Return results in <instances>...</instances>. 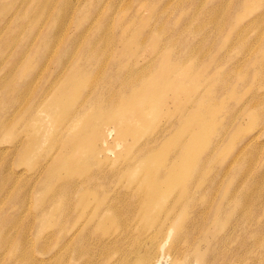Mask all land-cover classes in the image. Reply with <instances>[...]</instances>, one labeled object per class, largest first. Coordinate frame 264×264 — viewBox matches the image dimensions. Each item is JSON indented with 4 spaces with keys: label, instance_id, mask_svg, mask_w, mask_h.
Segmentation results:
<instances>
[{
    "label": "rangeland",
    "instance_id": "1",
    "mask_svg": "<svg viewBox=\"0 0 264 264\" xmlns=\"http://www.w3.org/2000/svg\"><path fill=\"white\" fill-rule=\"evenodd\" d=\"M95 2L97 0H54L53 10L49 8V13L47 11L43 17L45 19L40 18L31 26L30 19L20 16L31 9L29 16L37 12L38 0H0V43H10L0 45V182L3 181L0 183V214L3 212L0 217V235L3 234L0 236V264H25L21 263L25 259L26 264H38L37 259L45 260L42 264H83L90 258L94 262V258H98L97 264H109L118 256L117 248L111 246L104 249L111 259H103L100 252H95L97 246L85 244L84 239L80 241V254L73 255L71 247L58 252V242L61 243L63 239L76 242L71 240L76 226L73 227L70 219L63 225H50L47 222L46 225L50 226L39 228L40 216L43 210H49L51 203L47 195L51 189L46 186V178L55 157L58 158L60 153L56 147L63 142L71 143L74 136V131L65 128L66 125L57 130L52 113L43 107L50 102L54 89L64 83L73 68L79 80H85L91 78L85 72L96 68V61L104 58L107 74L114 75L118 67L112 55L121 58L119 69L123 75L120 77H135L136 73L132 74V70L137 68L139 73L147 76L143 86H148L150 79L154 78H168L170 82L186 86L183 71L193 64L195 70L201 69L202 83L200 88L196 85L194 90H189V96L195 102L202 93L211 91L219 109L215 118V136L209 139L207 149L202 150L197 158L195 156L201 172L190 178L187 184L196 199L187 211L188 221L193 226L187 228L182 222H172L170 233H164L158 239L151 236L140 244L137 261L146 264H198L196 254L206 253V264H264V0H102L105 9L92 10L93 14L89 12L87 16L91 21L85 23L80 15L89 11V5H100ZM116 3L118 7L125 6L126 11L116 8ZM178 3H185L187 10H180ZM78 6L82 7L76 11L75 7ZM109 6H113V9H109ZM165 6H170L168 11ZM194 6L199 7L200 16L191 19L193 13L190 8ZM62 10V17L55 20ZM152 12H156L155 15L159 13L156 23L159 21L164 27L157 34V55L151 53V43L148 41L136 54L138 57L133 58L130 53L123 51L125 45L122 43L127 41L123 39L121 21L134 20L133 27L138 29L137 18L140 15L148 17ZM155 15L151 19L154 20L153 24ZM203 20L204 30L194 32L196 26L203 24ZM102 22L114 27V41L108 47L107 56L90 51L93 49L91 33ZM171 39H176L174 48L168 46V40ZM182 39L186 40L179 44ZM169 51L174 53L171 61L175 66L168 71L166 66L171 62L165 54ZM102 77L106 78L105 83L113 78L102 73L93 80H101ZM93 80L89 81L91 85ZM112 84L117 85L119 82L113 79ZM93 86L96 89L99 87ZM155 86L162 87V81L155 83ZM23 87L34 88L35 95L27 98V94L24 97L25 92L12 93L15 88L23 92ZM81 88L77 91L75 103L84 102V105L75 108L80 110L77 127L104 108V102H113L116 98L122 103L128 100L100 90L94 93L92 87ZM118 90L119 86L114 91ZM12 95L15 97L14 102ZM25 98L29 100L28 105L32 102L34 114L38 113L36 121L31 119L24 122L21 118L28 111L25 110L28 105L24 106ZM38 98L43 101L39 106L34 103ZM177 107L178 102L168 98L166 108L162 111L164 115L153 123L152 135L140 133L138 145L143 143L147 146L153 141L159 147L170 135L167 136V133L172 132L180 122L182 115H178ZM179 108L186 109L182 104H179ZM197 112L194 110L192 113L195 115ZM134 123L139 127L144 124ZM99 126L103 131L104 145H112L105 154L120 149L127 156L130 152L126 143L128 136L126 140L120 137L114 124H94L92 128L97 129ZM28 135L38 138L34 144L37 150L29 160H24L21 159V152ZM56 135L61 138H56ZM174 153L172 151L170 157ZM77 156L76 153L71 160H76ZM170 160L180 163L175 158ZM109 164L116 165L114 158ZM124 172L130 175L136 171L130 167ZM197 179H204L205 187L199 186L195 182ZM64 181L66 183L63 186L70 189L73 180L64 178ZM118 184L116 182L113 187ZM81 193L76 192L71 200L82 203ZM231 195H235V200ZM238 199L242 201L241 206H237ZM41 200H45V209H42ZM69 212L73 211L68 208ZM213 214L220 216L222 225L211 219ZM182 227V239L177 242L176 231ZM109 231L112 230L109 228ZM134 240L130 234L124 238V254L128 255L136 245L137 241ZM89 248L90 252L85 253ZM17 256L21 257L18 261Z\"/></svg>",
    "mask_w": 264,
    "mask_h": 264
},
{
    "label": "bare ground",
    "instance_id": "2",
    "mask_svg": "<svg viewBox=\"0 0 264 264\" xmlns=\"http://www.w3.org/2000/svg\"><path fill=\"white\" fill-rule=\"evenodd\" d=\"M38 2V10L37 12H33L31 14L32 16H29L32 10L29 8L30 12L23 11L24 13L22 16L19 15L23 19H30L31 26L35 25L40 18L46 16V12L49 8L50 10H53L52 7L54 5V0L53 2H51V0H38ZM97 2H99L98 4L100 5H97V7L89 5V11L85 14L81 13L80 17L84 19L85 23L89 20V17L87 16L89 12L93 14V12L105 9V4H102V0H97ZM117 4L118 3L115 4L116 8H122V11H126L127 8L125 6L118 7ZM177 6L184 12L187 10L185 3H178ZM198 6L190 8L193 13L191 19H193L194 16H200V6ZM79 7L82 6L75 7L76 11ZM165 8L168 11L170 6H165ZM109 9H113V6H109ZM47 13H49V11ZM63 13V10L59 11L55 16V20L62 17ZM155 13L156 12L150 13L148 17L140 15L136 22V25L139 26L138 29H134L133 27L134 20L131 22L121 21V25L124 27L123 39L124 41H127V43H122V45H125L123 51L130 53L131 56H134L133 58L138 57L136 54L145 47L148 41L151 43V45H149L151 53L154 56L157 55L159 43L157 34L162 32L164 27L159 21L156 23V18L159 13L156 15ZM154 15L155 23L153 24L154 20L151 19ZM211 18L212 17H210V19ZM206 19H208V17ZM90 21L91 19L89 22ZM202 22L203 24L201 26L195 27L194 32L204 30L205 21L203 20ZM116 26L119 28L118 25ZM56 29H58V27H56ZM113 29L114 27L107 23H100L97 29L91 33L93 49H90V51L100 53L102 56H107L108 47L112 45L114 41ZM153 31L155 33H153ZM184 40L186 39H182L179 44H182ZM168 43L170 48H174L175 45H177L176 39L168 40ZM9 44L10 43L6 41L0 43V45ZM262 45H264V43ZM173 54L172 51L166 52L165 54L170 58L171 62V64L166 66L168 71L172 70L175 66L171 61ZM117 56H111L118 67V71L115 72L114 75L107 74L108 69L103 64V61L105 60L104 58L96 61V68L85 72V74H89V77H91L85 80H79L76 69L73 68L66 76L64 83L54 89V95L50 102L48 101L43 107L45 111L47 110L48 113H52L57 130L66 125L65 128L71 132L74 131V136L71 143L63 142L62 144H59V147H56L59 149L58 151L60 153L58 154V158L55 157L56 160L51 165L46 178V186H49L51 189L50 192H47V195H49L51 199V203L50 206H48L49 210H43V213L40 216L41 220L39 228L48 227L52 223H58L57 226L63 225L67 219H70L73 227L76 226L75 233L71 234V236H73L71 240L73 239V241L76 242H67L63 239L61 243L58 242V252L71 247L73 255L75 254L76 256L82 252L80 241L84 239L85 244L93 243L97 246L95 252H100V256H102L103 259H111V255L104 251L106 247H116L119 254L109 264H146L139 263L136 259L139 253V246L144 240H147L151 236V238L154 237V239H158L164 233H168L170 231L169 229H171L172 222H182L187 228L193 226L191 222L188 221L189 218L187 211L195 203L196 199L193 196V192L192 194L190 193L191 188L189 190L187 184L190 181V178L193 176L195 177L196 173L201 172L196 162V158L202 150L207 149L208 141L210 142L209 139L215 136L217 132L215 118L219 113V109L216 106L217 102L213 101L214 98L212 97L213 93L211 91L207 94L202 93L197 99L195 98V102L192 97L189 96L188 91L191 89L194 90L196 85L200 88V84L202 83L201 69L199 68L195 70L193 64L189 65V68H186L183 71V81L186 83V86L182 83L170 82L168 78L164 80L158 78L150 79L151 81L149 82V85L143 86L142 83L147 79V76L143 73H139V69L137 68L132 70V74L136 73L135 77H120L123 75L119 69V66H121L119 65L121 58H117ZM192 58L194 59V57ZM102 73L103 75L113 78L108 79L106 83L105 77H102L101 80H93L99 77ZM113 79L118 81L119 84H112ZM90 80H93L92 85L89 83ZM158 81H162V87L155 86V83L158 84ZM103 83L105 84L103 85ZM93 85H98L99 87L96 89ZM117 86H119V90L114 91ZM81 87H92L91 90L94 93H96L97 90H100L113 94V97L123 96L128 100L122 103L116 98L113 102L110 100L104 102V108L98 110L91 118L85 120L82 125L77 127L78 123H80V110H76L75 108L79 105H84V102L81 104L75 103L77 91ZM30 88L28 87L25 89V87H23V92L22 89L15 88L12 93L24 94L25 92L24 97L27 94L28 98L30 95H35L34 88L32 89L33 91ZM43 90L44 89H42V91ZM14 95H12V98ZM12 98H10V101ZM168 98H171L172 101L176 100L178 102L176 111L178 112V115H182L180 117V122L175 125L172 132L167 133V136L170 135L159 147H157L153 141L147 146L143 143L138 145L137 138L140 133L145 132L148 136L152 135V131L154 130L153 127L155 126L153 123L164 115L162 111L166 108ZM14 99L15 97L13 98V102ZM35 102V105L39 106L43 101L38 98L37 101L35 99L34 103ZM28 103L29 100H26L24 106H27ZM179 104H182L186 109L179 108ZM193 104L194 107L191 108ZM32 109L33 105L31 102L25 108V110L28 111L21 115L24 122H29L31 119L36 121L38 119V113L34 114ZM194 110L198 111L195 115L192 113ZM17 119L21 120L20 118ZM134 122H144V124L142 127H139L136 126ZM100 123L106 125L114 124L119 130L120 137L124 140H126V137L128 136L126 143L129 145L128 148L130 152L127 156H125L124 152L120 149H114L111 153L113 154L112 157L110 156L111 154H105L108 149L112 148V145L109 144L110 147L104 145L103 131L100 126L97 129L92 128L94 124ZM53 135H55V133ZM56 138L60 139L61 137L56 135ZM26 141L27 143L21 152V159L29 160L37 150L34 144L37 143L38 138L28 135ZM172 151H175V153L170 157ZM76 153L78 156L76 160L72 161L71 159H73V156H75ZM113 158L116 165L109 164ZM174 158L179 160L180 163H173L170 159ZM130 167L136 172L129 175L124 172V169ZM139 170L140 172L138 173ZM64 178H71L73 180V185L70 189L63 186L64 183L68 182V180L65 182ZM102 179L104 182H101ZM116 182L119 184L114 188L113 186L116 185ZM195 182H197L199 186L205 185L204 179H197ZM78 191H82L80 195L82 203L71 200L73 195ZM234 196L235 195H231L235 200ZM26 200H24V202ZM44 202L45 200H41L42 209H45L46 207L44 206ZM236 203L237 206H239L240 203L242 204V201L238 199V201L236 200ZM25 204H27V202ZM68 208L73 212L68 213ZM71 214L73 216L69 217ZM211 219L214 220L215 223L223 222L218 214H213ZM47 222L50 225H46ZM29 223L27 225H29ZM9 226L10 225H8V227ZM109 228L112 231H109ZM183 229L184 227L176 231L177 242L182 239L180 232ZM3 230L4 229H2V231ZM61 231H63V227H61ZM128 234L134 236V242H137L127 255L124 254V242L122 241L128 236ZM0 236H3V234ZM64 237L67 239L66 233ZM6 240L7 239H5L4 243L5 246ZM21 243L23 244L22 241ZM15 244H17V242ZM42 246L43 245H41V247ZM13 250L12 252H14ZM90 250L91 249L89 248L85 253L90 252ZM17 257V260H14L18 261V259L21 258ZM206 257V253L201 255L198 253L195 256V258H197L196 262L198 264H206ZM94 259L96 261L98 260V258ZM25 260L21 263L26 264ZM44 261L45 260H36L38 264H42ZM96 261L94 262L90 258L83 261V264H97Z\"/></svg>",
    "mask_w": 264,
    "mask_h": 264
}]
</instances>
